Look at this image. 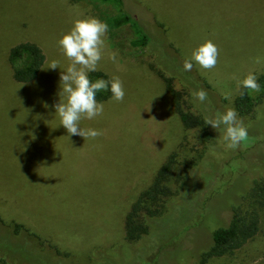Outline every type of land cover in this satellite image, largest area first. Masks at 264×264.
Wrapping results in <instances>:
<instances>
[{
    "label": "rangeland",
    "instance_id": "rangeland-1",
    "mask_svg": "<svg viewBox=\"0 0 264 264\" xmlns=\"http://www.w3.org/2000/svg\"><path fill=\"white\" fill-rule=\"evenodd\" d=\"M135 2L154 18L139 22L149 43L131 48L127 25L108 26L106 45L117 60L105 55L98 71L118 75L125 97L111 96L102 116L81 120V128L104 133L84 139L69 136L55 111L60 73L69 64L58 41L75 19L107 23L116 12L86 0H0V264H25L21 256L31 264H264L262 211L256 234L242 247L202 255L211 231L227 225L235 206H249L253 182L264 178L261 91L245 90L250 111L238 114L248 136L236 148L226 147V126L205 123L234 108L238 81L250 70L264 79V63H253L264 57V0ZM130 5L146 18L143 7ZM208 39L220 50L216 67L193 62L185 71V59ZM21 42L44 55L38 81L25 86L11 82L5 60ZM52 60L60 68H48ZM166 79L178 86L183 111L198 115L203 128L180 126ZM201 88L208 94L203 102L193 95ZM165 163L170 196L158 202L159 214L140 216L147 233L127 242L123 216ZM14 224L28 231L15 232Z\"/></svg>",
    "mask_w": 264,
    "mask_h": 264
},
{
    "label": "trees",
    "instance_id": "trees-1",
    "mask_svg": "<svg viewBox=\"0 0 264 264\" xmlns=\"http://www.w3.org/2000/svg\"><path fill=\"white\" fill-rule=\"evenodd\" d=\"M108 5L114 9L116 14L108 19V26L112 29H117L122 26H128L133 34V39L129 41L131 48H145L149 43V38L141 27L140 21H153L149 10L135 0H86ZM130 3L140 5L145 10V19L139 15L133 7L130 8ZM6 62L9 65V74L7 76L14 84L30 85L38 81L39 72L44 62V55L41 49L34 43L21 42L8 49ZM90 78L94 81L97 78L105 80L110 79L108 75L96 71L90 74ZM171 80L166 79L164 83V92L169 99V105L172 111L176 114L179 124L186 130H194L203 128L204 121L198 116L188 111H183L178 86L174 89L171 85ZM258 83L261 88V96L257 99V104L264 101V79L259 77ZM245 88H241L237 99L233 103V107L240 113H248L250 109L245 108L246 94ZM243 92V96H241ZM112 96L109 89L104 92L97 93V100L106 102ZM205 136V135H204ZM174 154H170L168 159L172 160ZM169 176V164L165 163L153 175L149 185L145 187L134 202L131 203L127 212L123 216L124 239L127 242H133L146 234L148 228L145 226V221H142L140 216H155L159 214L155 207H160L158 202L170 196L168 189L165 186L167 177ZM252 194L246 197L248 202L247 207L241 208L239 205L231 210V216L226 226L217 227L211 231V246L208 251L202 255L204 257H220L229 255L236 249L242 247L248 240L256 234L258 230L259 216L258 212H264V178L254 181L251 187ZM164 201V200H163ZM160 206H159V205ZM157 205V206H156ZM144 212V213H143ZM143 213V214H141ZM145 218V217H143ZM13 229L15 232L20 230L28 231L23 225H17ZM40 242V241H39ZM25 264H31L30 259L21 256Z\"/></svg>",
    "mask_w": 264,
    "mask_h": 264
},
{
    "label": "clouds",
    "instance_id": "clouds-1",
    "mask_svg": "<svg viewBox=\"0 0 264 264\" xmlns=\"http://www.w3.org/2000/svg\"><path fill=\"white\" fill-rule=\"evenodd\" d=\"M107 23L94 16H81L73 21L72 27L59 39L58 44L63 55L69 61L65 70L60 73V100L55 104L56 114L60 117V125L68 132L69 136H81L84 139H95L102 136V130L83 129L80 127L82 119L92 120L104 113V102L98 101L96 96L99 91L107 90L110 86L112 99L122 102L125 97L124 82L118 75L110 79L97 78L94 81L90 74L99 70L100 61L107 55L114 63L117 53L108 50L106 45ZM220 50L210 39L205 40L185 59V71H191L193 62L205 70H211L218 63ZM254 64L264 63V57H255ZM48 68H60V62L52 60ZM258 75L250 70L246 76L238 81V87L249 89L252 92L261 91ZM241 92V96H243ZM200 102L208 98L207 91L201 88L193 93ZM154 119V118H153ZM155 120V119H154ZM206 124L214 129L221 125L226 126L224 140L227 148H236L246 140L248 129L235 108H228L226 112L215 119H208Z\"/></svg>",
    "mask_w": 264,
    "mask_h": 264
},
{
    "label": "flooded vegetation",
    "instance_id": "flooded-vegetation-1",
    "mask_svg": "<svg viewBox=\"0 0 264 264\" xmlns=\"http://www.w3.org/2000/svg\"><path fill=\"white\" fill-rule=\"evenodd\" d=\"M19 259H21V258H19ZM22 263H25V261L24 262H22ZM21 264V263H20Z\"/></svg>",
    "mask_w": 264,
    "mask_h": 264
}]
</instances>
